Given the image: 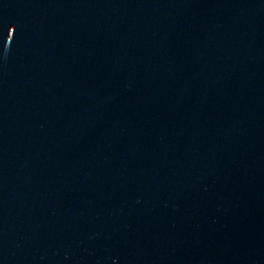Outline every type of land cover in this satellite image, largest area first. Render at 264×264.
Segmentation results:
<instances>
[{
  "label": "water",
  "instance_id": "1",
  "mask_svg": "<svg viewBox=\"0 0 264 264\" xmlns=\"http://www.w3.org/2000/svg\"><path fill=\"white\" fill-rule=\"evenodd\" d=\"M0 264H264V0H0Z\"/></svg>",
  "mask_w": 264,
  "mask_h": 264
}]
</instances>
